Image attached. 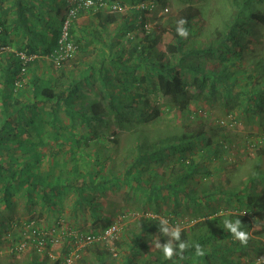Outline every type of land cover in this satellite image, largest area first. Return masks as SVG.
<instances>
[{
  "label": "trees",
  "instance_id": "trees-1",
  "mask_svg": "<svg viewBox=\"0 0 264 264\" xmlns=\"http://www.w3.org/2000/svg\"><path fill=\"white\" fill-rule=\"evenodd\" d=\"M92 1L134 6L159 0ZM228 1L234 13L204 46L186 44L172 27L174 43L167 44L165 52L156 50L160 36L156 30L144 29L146 15L140 9L112 14L105 13L106 8L79 10L69 24L68 40L83 59L90 50L98 57L78 63V71L73 72L65 70L66 64L55 69L44 57L57 48L65 0L61 5L56 0H0V246L10 236L15 195L23 199L24 207L39 205L59 217L68 198L69 213L88 209L97 218L102 194L125 186L134 199L148 206L170 205L172 223L179 209L193 213L180 229V238L189 245L198 243L205 254L197 256L190 246L181 258L177 250L175 264H240V253L257 251L251 248L255 242L251 238L246 246L235 240L224 220H241L243 230L250 227V217L264 213V198L244 191L253 187L258 173L242 188L222 190L217 181L194 190L191 180L198 169L192 156L211 128L200 126L153 140L134 129L167 116L169 109L152 105L149 96L178 103L188 101L187 89L217 99L226 109L234 106L246 118L264 117L263 59L258 57L248 70L242 54L254 25L264 26V12L253 10L255 0ZM185 3L179 19L187 20L190 31L203 12L192 0ZM82 16H91L92 21L81 25ZM116 22L120 32L103 35ZM130 31L135 32L132 40L126 37ZM20 54L32 59L24 62ZM47 63L56 72H46ZM120 133L132 139L119 156L120 168H115L109 153L116 152ZM221 149L210 144L196 153L210 160ZM217 196L226 203L234 200L244 210L217 215L212 204ZM104 222L103 230L110 225ZM160 222L141 217L138 232H131L129 240H111L113 250L120 252L116 264H174L148 244L153 238L161 245L170 239L160 232ZM103 243L87 264H112ZM64 248L67 253L70 244L66 242ZM26 264L43 262L32 257Z\"/></svg>",
  "mask_w": 264,
  "mask_h": 264
},
{
  "label": "rangeland",
  "instance_id": "rangeland-1",
  "mask_svg": "<svg viewBox=\"0 0 264 264\" xmlns=\"http://www.w3.org/2000/svg\"><path fill=\"white\" fill-rule=\"evenodd\" d=\"M146 3L149 2L146 1L144 4ZM150 3L153 7L143 10L146 15L145 23L148 29L156 30V34L160 36L156 50L165 52L167 44L174 43L172 27H177L179 12L186 6V3L185 0H159L150 1ZM192 3L203 12V15L200 20L192 23L185 42L196 48L204 46L207 39L213 37L215 31H220L223 28L234 13V9L228 0H192ZM252 6L253 10L264 12V0H255ZM87 18H81L79 24L86 25L92 21L91 16H87ZM120 21L122 20L119 18ZM254 27L255 29L248 37L242 54L247 62L246 67L248 70L257 62L258 57H261L263 59L261 70L264 73V26L256 23ZM119 30L120 26L118 27V22H116L108 26L106 32L101 31L103 35H107ZM132 36L134 38V31L126 33V37L131 40L133 39ZM140 38L141 35H137L135 42H138ZM97 57L95 50L94 52L90 50L89 55L85 56L84 59L75 54L66 63L65 70L76 72L79 69L77 68L78 63L83 60L89 62ZM212 63L214 64V61ZM46 67V72L52 74L56 72L48 63ZM50 75L47 74L46 76ZM187 90L190 96L188 101L183 100L178 103L167 102L159 95L149 96L152 105L154 104L160 109L165 107L169 109L166 113L167 116L164 120L154 124L136 125L134 129L141 131L139 133L147 136L148 140H153L156 136L178 135L200 126L211 128V132L206 133L203 142L195 147V154L192 156L193 163L197 165L198 169L191 180L194 190H199L202 184L210 187L216 184L217 181H219L222 190L242 188L252 176L258 173L256 181L252 180L253 187H255L244 191L258 192L264 198V117L262 116L259 119L257 117L246 118L234 106L226 109L220 105L217 99H210L203 94L194 93L192 89ZM192 94L197 95V97L192 98ZM186 110L192 111V113L189 114ZM131 139V136L127 133L118 135L116 152L109 153V156L114 160L115 168H120L119 156L124 155V150L130 144ZM210 144L222 146V149L218 152V157L210 160L201 158L196 153L197 150H203ZM130 195L125 186L118 190H106L102 194L103 203L99 206L97 218H93L88 209L74 214L69 213L68 198L66 201L64 200L66 205L59 217L54 212H51L52 214L48 213L39 205L24 207L23 199L15 195L13 197L12 228L9 231L8 240L0 246V264H26L32 257L39 258L43 264L60 263L71 251L65 253V243L70 244L72 236L80 234L93 236L94 240L77 252L73 264H87L92 261L93 255L99 250V242L102 240L99 236L101 237L102 227L106 224L104 221L110 224L108 227L116 224L117 229L113 238H116L114 241H121L122 239L129 240L131 232H138L137 224L141 217L144 219L151 216L159 221L167 220L170 227L169 231L173 227L181 229L187 226L188 220L193 218L191 210L182 213L179 209L177 211L179 216L175 218L176 222L172 223L171 218L174 213L169 211L171 209L170 205L161 202L155 208V205L148 206L134 199L133 194ZM212 204H214L213 211H216L217 215L236 214L239 210H244L234 200L226 203L219 196L212 199ZM250 218V227L242 231L247 232L249 238L255 241L251 244V248H256L257 251L246 250L240 253L239 262L240 264H264V259H261L264 258V213H257L253 215V218ZM30 219L33 221L28 222ZM29 223H33L37 230L52 233L53 243L48 247L37 250L32 243L30 234L26 232ZM13 239L15 240L13 241ZM157 241L156 238H153L151 243L147 242L151 244L150 248L153 249ZM22 244L23 247L18 250L17 247ZM103 244L102 246H105V249L110 252L108 262H112V264L119 262L120 252L118 249L113 250L114 245L111 240H106Z\"/></svg>",
  "mask_w": 264,
  "mask_h": 264
},
{
  "label": "built area",
  "instance_id": "built-area-1",
  "mask_svg": "<svg viewBox=\"0 0 264 264\" xmlns=\"http://www.w3.org/2000/svg\"><path fill=\"white\" fill-rule=\"evenodd\" d=\"M67 3V6L65 8V14L63 16V21L61 24V32L60 36L57 41V48L51 52L46 54L44 57L51 63V65L58 69L62 66H64L68 61H70L74 54L76 47L68 40V27L71 23V20L75 18L77 12L79 10H86V9H93L94 11L96 9H104L106 8L105 13L112 14L114 12H124L128 9L134 8L136 10H146L148 7L151 9L153 5L151 3L146 4H137L134 6H127L123 5L117 2H113L110 5H107L103 3L102 1H98V3H94L92 0H65ZM96 12V11H95ZM144 29H148L146 26V23L144 25ZM21 59L24 62H27L28 60L32 59L31 56L26 57L22 54H20ZM117 229L116 224L111 225L110 227H107L105 230L102 231L101 237L102 242H105L106 240H115L116 238H113L115 236V230ZM26 232H28L31 236L32 243L34 244L35 248L42 249L45 247L50 246L51 243H53V239L51 236L52 233H47L43 231L37 230L33 223H29V225L26 228ZM94 240L93 236L89 235H77L72 236L71 242H70V253L63 258V260L59 264H73L74 263V257L76 256L77 252L92 243ZM23 247V244L17 247L18 250H21Z\"/></svg>",
  "mask_w": 264,
  "mask_h": 264
},
{
  "label": "clouds",
  "instance_id": "clouds-1",
  "mask_svg": "<svg viewBox=\"0 0 264 264\" xmlns=\"http://www.w3.org/2000/svg\"><path fill=\"white\" fill-rule=\"evenodd\" d=\"M90 2V0H89ZM187 24V20L184 18H181L177 21V34L187 39L189 32L188 29L185 27ZM211 219V218H210ZM241 220L237 219L235 221H231L228 219L224 220V226L225 228L232 234L235 240L239 241L242 245H247L249 240V234L245 231L241 230ZM169 226L167 220H161L159 230L162 234L170 236V239L163 245L159 244L158 241L156 242L155 247L160 249L163 253L165 260H173L174 264V257L177 255V250L181 256L183 257V253L190 247H195V254L197 256H203L205 254L204 250L201 248V246L197 243L195 245H189L188 243L181 241L180 238V228L179 227H173L171 228V231H169ZM173 241H176L178 243H173ZM264 259V258H261Z\"/></svg>",
  "mask_w": 264,
  "mask_h": 264
},
{
  "label": "crops",
  "instance_id": "crops-1",
  "mask_svg": "<svg viewBox=\"0 0 264 264\" xmlns=\"http://www.w3.org/2000/svg\"><path fill=\"white\" fill-rule=\"evenodd\" d=\"M56 3H57L58 5H61V0H56ZM81 18H82V19H84V18H85V19H88L87 16H82ZM81 18H80V19H81ZM87 24H88V23H87ZM44 56H45V55H44Z\"/></svg>",
  "mask_w": 264,
  "mask_h": 264
}]
</instances>
